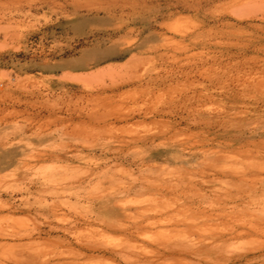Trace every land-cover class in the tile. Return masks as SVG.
Segmentation results:
<instances>
[{
    "label": "rangeland",
    "instance_id": "1",
    "mask_svg": "<svg viewBox=\"0 0 264 264\" xmlns=\"http://www.w3.org/2000/svg\"><path fill=\"white\" fill-rule=\"evenodd\" d=\"M29 258L264 264V0H0V264Z\"/></svg>",
    "mask_w": 264,
    "mask_h": 264
},
{
    "label": "bare ground",
    "instance_id": "2",
    "mask_svg": "<svg viewBox=\"0 0 264 264\" xmlns=\"http://www.w3.org/2000/svg\"><path fill=\"white\" fill-rule=\"evenodd\" d=\"M56 115H58V114H56ZM55 116V115H54ZM59 116V115H58ZM64 116V115H63ZM50 118V117H49ZM208 160H214V159H208ZM216 160H217V158H216ZM106 201V200H105ZM206 201H208V198L207 197H205V196H201V197H199L198 199H196V200H194V202L195 203H197V204H199V206H201V205H203ZM236 218V217H235ZM238 218H240V217H238ZM114 218H113V216H111V217H109L108 218V220H107V222H106V226H108V227H110V228H112L113 226H114V224H113V222H112V220H113ZM243 219V218H242ZM239 220V219H238ZM237 220V221H238ZM244 220V219H243ZM114 221V220H113ZM142 224V223H141ZM80 228V227H79ZM136 231V230H135ZM134 232V231H133ZM138 231H136L135 233H137ZM236 232V231H235ZM139 233V232H138ZM30 243V242H29ZM23 245V244H22ZM103 248V247H102ZM79 249V248H78ZM24 250V249H23ZM111 250V249H110ZM100 252V251H99ZM97 256V255H96ZM36 260V259H35ZM29 262H28V264H36V261H34V258H29V260H28ZM57 264H61V263H58V262H56ZM151 264V263H150Z\"/></svg>",
    "mask_w": 264,
    "mask_h": 264
}]
</instances>
